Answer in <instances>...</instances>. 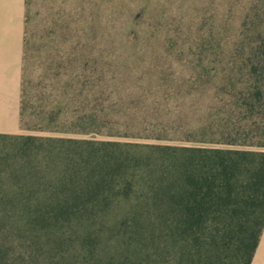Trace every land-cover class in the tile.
I'll return each instance as SVG.
<instances>
[{
	"label": "rangeland",
	"instance_id": "rangeland-1",
	"mask_svg": "<svg viewBox=\"0 0 264 264\" xmlns=\"http://www.w3.org/2000/svg\"><path fill=\"white\" fill-rule=\"evenodd\" d=\"M57 2L56 16L35 8L20 130L7 134L190 146L249 126L264 144V0ZM130 211L111 209L112 224Z\"/></svg>",
	"mask_w": 264,
	"mask_h": 264
},
{
	"label": "trees",
	"instance_id": "trees-1",
	"mask_svg": "<svg viewBox=\"0 0 264 264\" xmlns=\"http://www.w3.org/2000/svg\"><path fill=\"white\" fill-rule=\"evenodd\" d=\"M243 130L190 146L0 133V264H253L264 144Z\"/></svg>",
	"mask_w": 264,
	"mask_h": 264
},
{
	"label": "crops",
	"instance_id": "crops-1",
	"mask_svg": "<svg viewBox=\"0 0 264 264\" xmlns=\"http://www.w3.org/2000/svg\"><path fill=\"white\" fill-rule=\"evenodd\" d=\"M57 1L0 0V133L20 130L28 55L36 43L32 41L35 8L40 5L46 9L52 3L55 11L53 8L48 13L56 16ZM63 4L61 0L59 5ZM260 262L264 263V230L253 264Z\"/></svg>",
	"mask_w": 264,
	"mask_h": 264
}]
</instances>
